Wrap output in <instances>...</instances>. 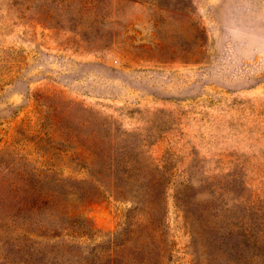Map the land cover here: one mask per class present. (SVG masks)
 <instances>
[{
	"label": "rangeland",
	"instance_id": "obj_1",
	"mask_svg": "<svg viewBox=\"0 0 264 264\" xmlns=\"http://www.w3.org/2000/svg\"><path fill=\"white\" fill-rule=\"evenodd\" d=\"M146 163L164 229L139 212L125 235L114 196ZM27 232L67 257L109 240L128 262L149 234L146 264H264V0H0V264L28 243L38 263Z\"/></svg>",
	"mask_w": 264,
	"mask_h": 264
},
{
	"label": "trees",
	"instance_id": "obj_2",
	"mask_svg": "<svg viewBox=\"0 0 264 264\" xmlns=\"http://www.w3.org/2000/svg\"><path fill=\"white\" fill-rule=\"evenodd\" d=\"M150 166V163L145 164L146 168L150 169ZM123 171L124 173H131L129 169H123ZM120 178L126 179L122 178V174ZM130 178H133L135 180L134 174H131ZM136 181L140 184V188H138L135 193L131 194V192H128L126 190H118L116 196H114L117 199H124L132 202L123 216V220L121 222L122 232L125 235L135 232L138 223L137 218H134L138 217L137 214L139 212H150V215L152 214L153 219L157 218V220H155V223L158 221V223L155 225L156 229L162 232V230L164 229L162 226V220L166 210L164 201L165 188L164 185H162V181H164L163 175L159 171H156V169L151 168V175L149 178H137ZM143 192H145L148 200H150L153 209L152 213L149 210H145L140 204V199ZM53 233L43 232L42 234H35L34 232H27L28 236L33 235L35 236V238H38L40 240V244L42 243L43 246H48L45 250L42 249L40 251L41 254L38 257L37 264H146L150 261L151 252L155 247V243L149 236V234L147 238L138 235L132 245V250L134 251L136 256L130 259L128 262L123 261L121 255H118L112 247L109 248V240L95 245L90 249L88 255L67 257L65 256V251H68L70 249V246L65 242L57 240L59 239L60 234ZM121 242H123V240L115 244L121 245ZM33 250L34 248H32L31 244L28 243L25 249L26 252L24 258L26 264L32 263V260L34 259ZM136 257H138L139 259L137 262L133 260Z\"/></svg>",
	"mask_w": 264,
	"mask_h": 264
}]
</instances>
